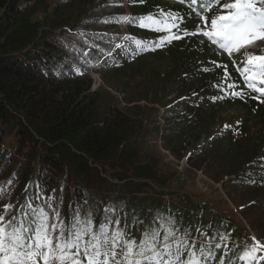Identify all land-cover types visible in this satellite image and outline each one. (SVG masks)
Masks as SVG:
<instances>
[{
  "label": "trees",
  "instance_id": "obj_1",
  "mask_svg": "<svg viewBox=\"0 0 264 264\" xmlns=\"http://www.w3.org/2000/svg\"><path fill=\"white\" fill-rule=\"evenodd\" d=\"M114 2L124 4V0ZM225 2L231 0H220L221 5ZM109 3L0 0V186L10 193L0 199V211L5 203L23 204L26 185L39 181L45 196L59 199L65 223L70 220V206L86 200L85 211L92 210L98 227L104 207L122 201L125 207L117 206L116 215L123 217L126 212L130 225L133 216L143 221L130 229L138 241L160 212L174 216L181 231L190 227L197 239V227L209 236L230 234L227 249L219 251L217 259L225 255V264H245L238 258L248 247L244 246L250 239L247 228L219 219L208 201L171 189L168 184L175 173L162 170L160 161L146 152L145 142L153 130H161L166 147L179 159L186 156L195 170L211 169L212 179L222 183L235 203L241 202L240 213L264 242V103L252 98L257 93L246 88L236 70L246 61L236 52L218 54L201 35L186 36L155 51H142L134 59L123 49L116 50L93 67L105 82L94 87L91 63L85 66L80 53L70 47L75 44L89 51L90 60L99 57L98 48L89 50L73 35L81 31L105 34L88 37L104 51L113 45L112 34L118 30L115 18L125 12V5L102 7ZM127 6L134 17L158 8L175 10L185 17L181 28L194 31L197 25L205 26L190 0H144ZM220 11L213 0L202 15L210 25ZM97 17L113 19L103 24L95 22ZM128 28L129 37L143 41L162 34L138 24ZM129 43L125 41V47ZM223 66L228 83L235 82L236 91L248 93L243 99L222 91ZM75 67L83 74H76ZM138 73L140 84H131ZM213 96L223 98L213 100ZM226 106L242 112L214 138L210 128ZM203 136L206 140L200 142ZM9 178L11 187L4 183Z\"/></svg>",
  "mask_w": 264,
  "mask_h": 264
},
{
  "label": "snow or ice",
  "instance_id": "obj_2",
  "mask_svg": "<svg viewBox=\"0 0 264 264\" xmlns=\"http://www.w3.org/2000/svg\"><path fill=\"white\" fill-rule=\"evenodd\" d=\"M214 2L220 5L221 11L211 19L209 25L208 17L202 13L205 9H211L213 0H206L203 5L199 0H190L191 6L198 9L196 14L205 25L204 27L197 25L194 31L181 28V24L185 23V17L175 10L165 11L158 8L156 12L138 17L121 15L115 20L138 24L142 29L162 34L152 41L125 37L126 41H130L129 45L125 47L124 44H117L115 47L123 49L124 55L134 59L142 51H155L174 40L202 35L211 44L218 45L219 49L231 56L257 41L264 42V0H231L222 5L220 0ZM128 3L143 4L144 0H124V4L110 0L109 4L102 7L124 6ZM112 19L97 17L95 22L107 24ZM73 35L82 40L89 50L98 48L100 53L106 56L112 54L105 52L88 39L89 36L102 38L105 35L103 33L81 31ZM70 50L80 53L78 58L85 66L91 63L88 58L89 51H82L75 44L71 45ZM245 55H247L245 66L237 65L236 70L243 78L246 88L257 93L252 98L264 103V99L261 98L264 97V55L247 53ZM223 67L225 84L222 91L243 99L248 93L243 89L236 91L235 82L228 83L227 67ZM74 71L76 74H83L79 67H75ZM221 98L223 97H211L213 100ZM4 183L11 187L12 179L9 178ZM30 190L33 191L32 196L28 195ZM5 193H8V189L0 186V199L4 198ZM33 200L36 203H33ZM86 205L85 200L76 207L70 206V220L65 223L61 216L59 199L45 196L44 187L39 181L30 182L25 187L23 204L5 203L0 211V264H225V255L217 259V253L227 249V240L230 236L228 233L209 236L206 231H201L197 227L196 232L200 237L197 239L192 235L190 227L181 231L174 216L157 212L152 222L153 226L145 227L138 241L132 236L130 229L143 221L133 216L130 225L126 212L123 217L116 215L117 206L123 210L124 202L105 206L98 227L94 226L92 210L85 211ZM13 210L15 214H12ZM251 239L252 244L238 259L245 261V264H260L264 261V242L255 237ZM229 264L235 262L229 261Z\"/></svg>",
  "mask_w": 264,
  "mask_h": 264
},
{
  "label": "rangeland",
  "instance_id": "obj_3",
  "mask_svg": "<svg viewBox=\"0 0 264 264\" xmlns=\"http://www.w3.org/2000/svg\"><path fill=\"white\" fill-rule=\"evenodd\" d=\"M122 15H129L130 12H126ZM124 28L127 29L126 24L120 25L118 24V29ZM121 32V31H120ZM203 40H207L206 37L201 35ZM121 44V43H120ZM216 48V52L218 54H222L225 52L224 50L219 49L218 45H214ZM248 55H264V42L257 41L254 45L247 46L238 52L239 56L242 60H247ZM102 58L96 59L95 63L100 62ZM91 69V68H90ZM102 78V77H101ZM127 77L122 80L125 81ZM142 80L141 74L133 75L131 79V84H140ZM105 82L103 78L101 80H94V86L104 85ZM118 93V92H117ZM124 104V102H123ZM159 108V104L156 105ZM161 112L158 114L159 117V126L161 127L164 124V119L161 116L163 112V108H160ZM242 110L235 106H226L219 113V120L213 126H211L210 130L213 134L214 138H218L219 131L225 130L229 124L227 123L229 120L236 122L238 120ZM161 130L157 133L156 130H153L148 136L147 142H145L146 152H149L148 155L151 158H156L160 161V166L162 170L166 172H171L173 175L171 181L168 186L172 187L171 189L177 190L179 192H188L192 194L193 197H198L199 199L206 200L210 203V206L215 209V213L217 217L220 219L221 217L230 219L237 224L244 225L249 231L250 239H245L244 246H249L252 244V237H255L257 240H260V236L253 228L250 227L248 218L246 215H242L239 211V207L241 206V202H234L228 195L225 189H223L222 183L215 182L212 179V170L203 171V170H195L191 166L188 165L186 156L182 158H178L174 153L168 149L161 138ZM206 137H202L200 142H204ZM186 154V153H185ZM226 178V177H225ZM113 181H118L115 178H111ZM168 199V198H166Z\"/></svg>",
  "mask_w": 264,
  "mask_h": 264
},
{
  "label": "bare ground",
  "instance_id": "obj_4",
  "mask_svg": "<svg viewBox=\"0 0 264 264\" xmlns=\"http://www.w3.org/2000/svg\"><path fill=\"white\" fill-rule=\"evenodd\" d=\"M97 78H98V80H101L100 77H98V75H97Z\"/></svg>",
  "mask_w": 264,
  "mask_h": 264
},
{
  "label": "water",
  "instance_id": "obj_5",
  "mask_svg": "<svg viewBox=\"0 0 264 264\" xmlns=\"http://www.w3.org/2000/svg\"><path fill=\"white\" fill-rule=\"evenodd\" d=\"M96 87V86H95Z\"/></svg>",
  "mask_w": 264,
  "mask_h": 264
}]
</instances>
